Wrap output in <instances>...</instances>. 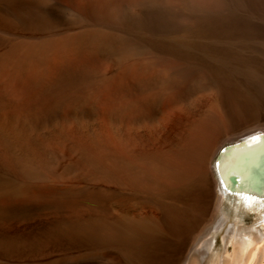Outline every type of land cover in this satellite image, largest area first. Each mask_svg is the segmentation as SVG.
<instances>
[{"label":"bare ground","instance_id":"6f19581e","mask_svg":"<svg viewBox=\"0 0 264 264\" xmlns=\"http://www.w3.org/2000/svg\"><path fill=\"white\" fill-rule=\"evenodd\" d=\"M65 4L0 0V264H264V123L255 120L264 101L217 72L206 80L212 103L177 121L170 115L195 110L192 97L204 81L183 61L205 43L146 37L136 42L144 56L95 80L78 54L134 55L129 36L153 28L157 16L123 9L122 24L86 26L57 42L23 37L85 23L84 12L68 16ZM223 22L210 30L228 33ZM239 30L248 34V22L240 20ZM101 112L116 119L113 135L93 128L98 133L86 141L69 139V119L79 124L78 114ZM221 119L229 123L211 134L207 125ZM169 127L177 132L167 148L159 135ZM60 144L77 156L66 172L104 184L37 186L65 160ZM107 150L111 157H102ZM69 202L82 209L67 216ZM63 246L71 247L68 256H58Z\"/></svg>","mask_w":264,"mask_h":264},{"label":"rangeland","instance_id":"374dc122","mask_svg":"<svg viewBox=\"0 0 264 264\" xmlns=\"http://www.w3.org/2000/svg\"><path fill=\"white\" fill-rule=\"evenodd\" d=\"M59 1L66 3L65 5H69L68 6L69 8L67 9L68 12L66 13L68 16H72L71 15L72 12H73L72 14H76L75 12H77V10L84 12L83 13L84 15L82 14L83 15L82 20L85 21V23L84 22L83 23L73 22L72 24L61 23L59 26L55 27L52 30L37 31V33H24L23 35L24 38L28 37V38H36L40 40L53 38L54 39L53 41L57 42L60 41L61 38H64L69 34L74 35L78 33L83 29V27L86 26L97 27V24L103 25L102 24L103 22L104 23L111 22L113 24L119 22L117 24H122L123 22L120 23V20L121 21L123 20L122 18L123 15L121 16L120 13L125 11L123 9H128L130 10V12L133 11L132 13H136L138 8H139L138 11H140L141 9H150L153 10V12H155V15L157 16V20L153 28L148 29L147 27H145L141 29L143 31H140L141 33H138V35L129 36L133 40V42H131L132 46L135 47L136 49L135 51L136 54L134 55L130 54L132 53L130 52L126 57H123V59L122 58L119 59V57L117 56L115 57L112 54L107 53L106 55L103 56L94 55L86 50H82L80 54H78L82 56L84 60L89 59L86 62L89 64V66L91 64V66L84 68H87L89 71H92L93 69V71L91 72L93 75L95 73L98 74V76L97 74L94 75L96 77L92 76L94 77L93 79L95 80H97L98 77H99L98 80L101 78H105L104 76L106 77L108 76L107 78L110 77L113 78V75H115L117 71L121 70L122 68H126L125 66L128 65L131 66L132 63L137 61L139 57L144 56L142 54L140 55L137 54L138 51H140L139 45L137 43L144 42L146 37H155L160 39H175V38L179 39L180 37V39L188 38L187 40H191V41L192 39L193 41H198L199 39L200 40L199 42L205 43L200 48L201 50H199L198 53L195 55L196 58L194 56L193 57L189 56L188 59H185L183 61V63L187 62L184 64L188 65V67H192L194 70H197L198 73H200L201 75L199 78L204 80L200 82L202 83L201 85L203 86L201 88L202 90L194 95V99L192 97L194 104H196V109L191 110L190 112L189 108L184 107L185 109L183 108L175 109L176 110L174 111L175 113L171 114L170 111L173 112L174 108L170 106L169 107L167 106L166 108V111L168 110L167 113L171 114L170 116L176 119L177 121H186L188 119L192 120L193 115H199L200 111H203L212 103L213 96L210 93V90L208 89L209 83L207 81H209V78L215 73L216 74L220 73L218 74L220 76L223 74V77L227 79L229 78V80H231L236 87L243 88L248 93H255V95L258 96L260 101H264V29L260 28V30L257 31L256 29H254L255 26L253 25V23H259V24L261 23L262 25H264V0H59ZM85 9H89V10H85ZM86 16H88V18ZM120 17L122 19H120ZM224 19L229 20L228 33H225L222 30L220 33L210 30V27L212 26L216 27L217 23H221V22L224 23L223 22ZM240 20H244L248 22V25L250 26V32L248 34H242L241 31L239 30ZM235 42H243L244 45L243 46L241 45L242 47L237 45L234 46L233 43ZM215 43H217V45H215ZM218 43H222V44L224 43V44L220 45ZM76 52L77 51H75V53ZM108 55H112L113 57L110 56L109 58ZM192 59L194 60L193 62H191ZM257 64H259V66ZM205 73L207 74V76ZM209 74H211V76ZM246 75H248L249 79L248 81L245 82L242 79L243 77H246ZM112 78L110 79L111 81H109L111 88H113L114 86L113 84L115 81V79ZM27 90H30L29 87L25 88V91ZM167 99L169 100V96H167L166 102L168 101ZM203 106H205L206 108H202ZM171 108H173V110ZM196 111H198L199 114L198 113L196 114ZM98 114L99 115L97 116L96 114H92V113L91 114L86 113L85 115L78 114L77 116L83 120L79 124L76 121V117H72L71 119H69L67 126L65 127L67 130L65 131L67 132L68 137H70L69 139L72 140L73 142H77V141L80 142L79 139L80 140L84 139V141H86L85 139L86 135L92 136L98 133V132H94L93 128H98V129L102 128L104 129L103 131H105L107 134L113 135L114 132H112V130L114 131L113 126L116 123V119L113 118L112 120L102 112ZM100 114L103 117H101ZM172 115H175L176 117ZM99 116L101 117L100 119L102 120L98 119ZM255 120L264 123V116H258L257 114ZM224 121H225L224 119L223 120L221 119V121L218 122L219 124L218 126L217 125L211 126L209 124L210 125L209 127L207 124L206 125L208 128H210L209 130L211 134L214 135L215 133H218L222 127L223 128L226 127L227 126L226 124L229 123ZM43 127L44 126L37 128L39 129V133L41 135L44 134L43 133L44 129H41ZM182 127L183 130L185 126ZM176 132H177L176 128H170V127L163 130V133L161 132L159 135L160 141H162L167 146V148L170 147L174 139L176 138ZM78 145H79V149L81 145L82 148L84 147V144H78ZM54 147H56L57 149L56 145H54ZM69 148L70 145L65 146L60 144L58 150L60 152L65 151V153L64 152L61 153L64 155L66 154V156H65V160L60 159L61 163L59 164V166H56L57 168L55 169V173L56 172L57 173L56 174L52 173L54 175L53 177H50L52 176V174L49 175L48 177L49 179L46 176L34 180V183L43 189L46 188L45 190H47L49 186L50 187H55V186L62 187L67 185L74 186L76 182L77 184L75 186H87L88 184L89 185L104 184V181H101L102 179L100 180V178L91 179V177L88 178L87 175L85 176V173L80 172L79 174H81L82 175L81 176L77 174L76 171L71 173L65 171L64 164L69 165L71 161L74 162L77 160L76 154H73L74 152L71 153ZM110 150L113 151L112 148ZM109 152L110 151L108 150L106 152L102 151L101 156L102 157L103 156L106 157L107 155L110 156ZM48 153L49 151H47L46 154ZM57 155H61V154H57ZM68 156L70 159L68 158ZM50 157H52V154L51 156L50 154L47 155V158ZM103 164L105 165L107 163L103 162ZM90 171L91 173H93V170L90 169ZM84 177H86L87 179H85ZM97 180L100 182H98ZM78 203L80 204H77L76 202L68 203L67 212H66L67 216H69L70 213L73 212V208L74 211L77 210L79 207H81L80 209H82L81 202ZM71 207L72 210L69 209ZM70 249L71 247L68 246L61 247L57 251L60 252L58 256H60L61 254L68 256L70 254ZM112 263L120 264L121 262L118 259H113Z\"/></svg>","mask_w":264,"mask_h":264},{"label":"water","instance_id":"95a60500","mask_svg":"<svg viewBox=\"0 0 264 264\" xmlns=\"http://www.w3.org/2000/svg\"><path fill=\"white\" fill-rule=\"evenodd\" d=\"M231 181H232L233 183H235V181H236V177H235L234 175H232V177H231Z\"/></svg>","mask_w":264,"mask_h":264}]
</instances>
